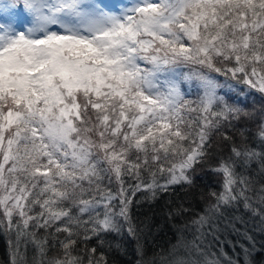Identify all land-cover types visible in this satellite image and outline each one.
<instances>
[{
	"label": "snow or ice",
	"instance_id": "obj_1",
	"mask_svg": "<svg viewBox=\"0 0 264 264\" xmlns=\"http://www.w3.org/2000/svg\"><path fill=\"white\" fill-rule=\"evenodd\" d=\"M177 188L149 256L134 208ZM111 236L264 264V0H0L2 264H112Z\"/></svg>",
	"mask_w": 264,
	"mask_h": 264
},
{
	"label": "trees",
	"instance_id": "obj_2",
	"mask_svg": "<svg viewBox=\"0 0 264 264\" xmlns=\"http://www.w3.org/2000/svg\"><path fill=\"white\" fill-rule=\"evenodd\" d=\"M197 182L199 187L196 192H199L201 189L206 191L210 187H216L215 177L210 174L198 178ZM176 193L179 194V197L176 194H173L171 197L165 195L154 202H144L138 208H134V214L137 219L146 223L150 229L146 244V252L149 256L152 255L157 246L167 248L169 243L176 242L175 230L172 228L173 222L167 216L169 208L173 207L178 202V199L184 198V193L180 192L179 188L176 189ZM170 200L171 203H169ZM202 206L197 197L196 207L199 209ZM245 219L248 220L250 225L255 223L247 214H245ZM254 235H256L258 241L262 239L259 234L254 233ZM109 239L114 242H119L122 245L121 250L114 249L110 253V261L112 264H135L137 256L133 241L129 239L121 240L115 236H111ZM231 239L235 240L237 238L232 236ZM6 253V243L3 238H0V264L6 259Z\"/></svg>",
	"mask_w": 264,
	"mask_h": 264
}]
</instances>
